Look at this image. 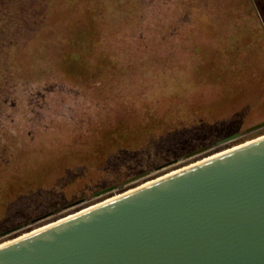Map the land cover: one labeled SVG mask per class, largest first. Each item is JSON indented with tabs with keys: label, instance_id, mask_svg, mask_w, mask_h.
<instances>
[{
	"label": "rangeland",
	"instance_id": "obj_1",
	"mask_svg": "<svg viewBox=\"0 0 264 264\" xmlns=\"http://www.w3.org/2000/svg\"><path fill=\"white\" fill-rule=\"evenodd\" d=\"M45 1L0 0V56H8L0 60V178L9 169L24 174L26 165L28 175L46 180L69 149L100 144L115 152L90 182L75 184L89 171L77 166L53 187L11 203L0 218V243L264 134V127L248 131L264 118V12L254 0H48L32 37ZM257 4L264 10V0ZM92 21L120 60L121 98L89 99L67 86L74 83L39 73L68 69L57 53L68 34L80 37V23ZM17 39L29 41L17 47ZM12 71L39 78L16 81ZM192 118L225 119L181 127ZM200 136L206 146L176 153ZM67 184L79 193L68 198Z\"/></svg>",
	"mask_w": 264,
	"mask_h": 264
},
{
	"label": "water",
	"instance_id": "obj_2",
	"mask_svg": "<svg viewBox=\"0 0 264 264\" xmlns=\"http://www.w3.org/2000/svg\"><path fill=\"white\" fill-rule=\"evenodd\" d=\"M0 264H264V134L4 241Z\"/></svg>",
	"mask_w": 264,
	"mask_h": 264
},
{
	"label": "trees",
	"instance_id": "obj_3",
	"mask_svg": "<svg viewBox=\"0 0 264 264\" xmlns=\"http://www.w3.org/2000/svg\"><path fill=\"white\" fill-rule=\"evenodd\" d=\"M44 0H42L43 2ZM259 0H254L256 9L260 12V17H262V13L264 10L261 8L257 2ZM48 0L44 2L43 9H42V15L40 21L34 23V34L32 37L37 33V30L41 28L43 25V22L47 15V9H48ZM260 7H259V6ZM84 7H81V10L84 12ZM97 8H95L96 10ZM95 10L92 9V12L96 14ZM41 14V13H40ZM78 26H83V32L80 33V37L78 38L75 35L68 34L67 38L64 40L61 48L62 51H58L56 59H58L63 64H66V68L68 69H59L57 66H54L51 71H39L40 74H46L48 75L50 79L56 78V82L61 81L62 83L70 82L74 83L75 85H67L75 88L78 90L79 93L84 94L89 99H91L95 96H98L100 98L106 99V100H114L117 98H121L124 96V77H123V71L122 67L120 65V60H115L112 58V56L109 54L107 47H105L106 43V36L102 33H97V28L95 21H92L91 23H80ZM91 27L93 29H91ZM76 29V26L72 25L71 29L69 31L73 32V30ZM102 36V37H101ZM31 37V38H32ZM97 39V40H96ZM29 41L27 40H20L17 39L14 42H11L15 44L17 47H23V45ZM95 41H98V43H95ZM18 43V44H17ZM45 49L47 50V45H45ZM3 57L0 56V60H3ZM8 58L5 57L4 60L6 61ZM8 67V66H6ZM13 70V69H12ZM11 72V70H6L4 72ZM59 71V73H58ZM9 72V73H10ZM13 78L16 81L22 80L23 82L32 83L34 82L33 79H38L39 77L35 76L33 79H22L19 78V75H17V72L15 73V77L12 71ZM55 80V79H54ZM46 96V94H44ZM54 97V96H53ZM55 98V97H54ZM260 103V102H259ZM252 104H258L256 102ZM261 104V103H260ZM259 113V111H258ZM231 116V115H230ZM24 119V118H23ZM225 119V118H217V119H197L192 118L188 120V126H181V127H191L195 122H206L213 124L218 120ZM177 129V128H176ZM175 130V129H173ZM168 130L164 133H153L152 135H158L163 136L166 135V133H169ZM194 138V136L192 137ZM208 137H202L200 136L199 141H195L193 143L187 144L183 147L182 152H186L190 148L193 149L195 146L205 144L208 141ZM147 142H144L141 146H144ZM140 146V147H141ZM138 147V148H140ZM137 148L130 149V150H136ZM122 150V149H121ZM128 150V149H126ZM114 150H107L106 148L102 147L100 144L97 145V147L93 151H88L84 149H72L67 151L66 157H68L63 163L59 161V163H56V165H53V176H48L46 180H41L37 177H31V175H28L29 169L26 165H24V174H21L18 171H14L13 169H9L8 171L10 174L8 177L0 178V218H3L11 203L15 202L18 198H20L22 195L30 192V191H38L39 189H46L53 187L57 180L61 177H63L69 169H73L77 166H86L89 171L85 172V174L76 180L75 184L81 186L82 183H87L92 181V179H95L98 175V168L106 164V160L108 162V156L110 154H113ZM23 153H26V150L23 151ZM83 156L84 159H78L77 157ZM78 159V160H76ZM32 168L35 167L37 163H29ZM64 193L68 197H72L73 194H78L79 192L75 191L73 189L72 184H67L64 188Z\"/></svg>",
	"mask_w": 264,
	"mask_h": 264
},
{
	"label": "flooded vegetation",
	"instance_id": "obj_4",
	"mask_svg": "<svg viewBox=\"0 0 264 264\" xmlns=\"http://www.w3.org/2000/svg\"><path fill=\"white\" fill-rule=\"evenodd\" d=\"M264 121V118H262V119H260V120H258L257 122H255V123H253L250 127H252V126H254L255 124H257V123H260V122H263ZM250 127H248V129L250 128ZM233 132H236L235 130L233 131ZM238 133V132H237ZM240 144V143H239ZM238 145V144H237ZM201 146H206V145H201ZM188 152H190V151H192V149L190 148L189 150H187ZM179 152H182V150H180V151H178V152H176L177 154H179ZM69 198V197H68ZM44 225V224H43Z\"/></svg>",
	"mask_w": 264,
	"mask_h": 264
}]
</instances>
